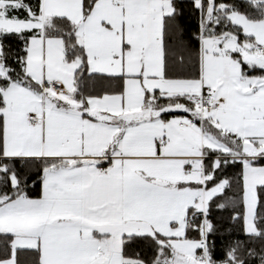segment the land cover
I'll use <instances>...</instances> for the list:
<instances>
[{"label": "snow or ice", "instance_id": "6c2138e0", "mask_svg": "<svg viewBox=\"0 0 264 264\" xmlns=\"http://www.w3.org/2000/svg\"><path fill=\"white\" fill-rule=\"evenodd\" d=\"M0 238V264H264V0H0Z\"/></svg>", "mask_w": 264, "mask_h": 264}, {"label": "trees", "instance_id": "16d2710c", "mask_svg": "<svg viewBox=\"0 0 264 264\" xmlns=\"http://www.w3.org/2000/svg\"><path fill=\"white\" fill-rule=\"evenodd\" d=\"M191 23L193 25V31L195 30V19L191 20ZM237 171L238 169L236 168H227L224 173H223V177L232 179L237 175ZM222 177V178H223ZM39 192L38 187L35 189H32L30 191V195L32 196H36ZM235 192V190H233V192H229V195H233ZM231 212V209H228L227 211H225L224 213H222V215H217L215 217L216 220L218 221H222L223 227H222V232L224 233L223 235L218 234L217 237V254L219 256H222L223 253V248L225 246V241L230 239V237L227 235V232H231V237H242V234L240 232V225L236 224V223H232L228 217H229V213ZM5 247H6V241H4L3 238H0V258H3L5 256ZM258 247V245H257ZM20 260L22 261V264H32V261L35 259V256L33 254H27V256L23 253L20 254Z\"/></svg>", "mask_w": 264, "mask_h": 264}]
</instances>
